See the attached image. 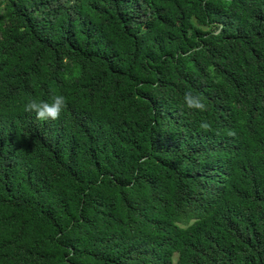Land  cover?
<instances>
[{"label": "trees", "instance_id": "obj_1", "mask_svg": "<svg viewBox=\"0 0 264 264\" xmlns=\"http://www.w3.org/2000/svg\"><path fill=\"white\" fill-rule=\"evenodd\" d=\"M0 10V264H264V0Z\"/></svg>", "mask_w": 264, "mask_h": 264}, {"label": "clouds", "instance_id": "obj_2", "mask_svg": "<svg viewBox=\"0 0 264 264\" xmlns=\"http://www.w3.org/2000/svg\"><path fill=\"white\" fill-rule=\"evenodd\" d=\"M184 102L189 109H196L201 112L207 111V105L203 102V100L200 97L193 96L190 92L185 93ZM66 107L67 98L65 96L53 95L50 102L30 99L24 105V111L28 113H35L38 120H57ZM199 127L207 130L210 128V124L207 121H202ZM173 264H175L174 259Z\"/></svg>", "mask_w": 264, "mask_h": 264}, {"label": "rangeland", "instance_id": "obj_3", "mask_svg": "<svg viewBox=\"0 0 264 264\" xmlns=\"http://www.w3.org/2000/svg\"><path fill=\"white\" fill-rule=\"evenodd\" d=\"M1 10H2V9H1ZM1 10H0V11H1Z\"/></svg>", "mask_w": 264, "mask_h": 264}]
</instances>
